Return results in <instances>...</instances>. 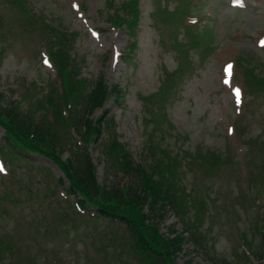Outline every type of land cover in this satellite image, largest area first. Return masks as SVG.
Here are the masks:
<instances>
[{
  "label": "rangeland",
  "instance_id": "rangeland-1",
  "mask_svg": "<svg viewBox=\"0 0 264 264\" xmlns=\"http://www.w3.org/2000/svg\"><path fill=\"white\" fill-rule=\"evenodd\" d=\"M184 3L190 16L182 19L177 10ZM245 3L239 10L228 0H0V99L4 103L16 100L22 110L27 99L34 103L50 83L57 86L55 69L42 60L41 54L50 53L56 46L55 54L63 57L69 46L71 55L81 61L80 77L74 74L75 88L103 75L109 86L125 89L119 103L108 102L106 106L112 107L115 129L110 139L122 149L116 152L108 145L102 165L100 150L90 149L96 178L100 182H126L121 175H116L117 180L107 166L125 163L120 156L125 151L135 163L146 164L151 153L149 143L158 154L170 157L155 159L163 164L162 176L179 194L185 214L177 219L169 213L159 222V233L166 235L170 229L176 235L186 224L206 246L200 250L189 241L182 242L174 264H244L242 256L236 258L244 247L236 245L234 229L243 231L251 247V264H264L260 256L264 248L254 228L257 210L264 222V171L257 161L255 169L245 167L252 153H248L249 144L264 138V47L260 45L264 38V0ZM114 9L129 22L136 18L131 20L138 25L135 36L127 35L124 27L116 30L110 26L108 14ZM190 22L194 26L186 29ZM134 40L136 48L127 54L129 58H123ZM175 43L182 45L183 53L176 51ZM238 61L248 68L254 86L249 87L251 93L245 87ZM226 66H231L230 75L225 73ZM32 82L37 84L33 89L29 87ZM235 89L241 92V103L234 99ZM27 90L28 96H23ZM157 111L162 115L155 125L152 119ZM2 134L0 129V138ZM70 149L68 146L62 151V158L69 156ZM196 165L203 166L204 171L198 179L192 176ZM4 166V173L7 169L10 173H0V195L5 191L16 193L18 187L19 197L25 199L13 203L0 198V264H15L12 235H19V227L25 222L34 226L24 234L26 239L41 232L44 221L40 217L46 206H56L51 198H43L41 205L40 196L25 202L35 190L41 195L43 184L35 188L28 173L16 168V163ZM50 166L53 177H58L56 167ZM248 174L256 179L254 185L248 182ZM53 185L51 182L50 187ZM259 188L263 194L254 206L251 197ZM86 226L79 225L81 232L64 227L65 235L55 242L43 238L42 252H48L50 260L60 264H89L82 232ZM119 227L114 229L119 239L110 241L113 235L109 232L102 246L110 264L127 261L121 241L129 240L130 235L124 226ZM89 238L93 243L95 239ZM32 243L31 251L40 256L38 244ZM35 258L37 264H44L38 256Z\"/></svg>",
  "mask_w": 264,
  "mask_h": 264
},
{
  "label": "trees",
  "instance_id": "trees-1",
  "mask_svg": "<svg viewBox=\"0 0 264 264\" xmlns=\"http://www.w3.org/2000/svg\"><path fill=\"white\" fill-rule=\"evenodd\" d=\"M16 1L19 2V0ZM124 17L117 16L116 23L125 24L127 30L131 31L136 25L131 20L136 18H131L129 22ZM132 48L134 45H131ZM70 61L71 63L75 62L74 60ZM67 64L68 60L62 64V68ZM72 65L75 66V63ZM112 89V95L116 99L120 98L121 88L114 86ZM108 96L109 90L102 80H99L95 90L90 87V90L84 93L82 103L84 104L83 108L89 110L87 117H84L83 120L82 117L77 118V110L69 113L71 126L76 128L77 132L79 130V135L84 141L93 135L97 137L99 132L108 129L109 124L113 122L112 119L105 121L107 112L99 119L93 117L94 110L102 108ZM0 125L6 129L21 148L37 152V154L55 162L67 177L70 188L82 196L83 204L102 207L110 214L115 213L116 217L122 220L130 234V247L138 253L135 264H174L175 253L179 251V244L187 240L196 249H206L199 235L186 224L182 233L174 235L170 229L167 230L166 235L159 233L158 224L169 213L175 215L177 219L178 217L182 219L185 214L183 201L179 194L177 195L170 189L171 186L162 176L163 164L155 159L156 157L157 160L164 157L170 159L165 153L160 151L161 153L158 154L150 146V158L146 164L133 163L129 153L120 154L130 172L128 175L130 182L120 186L115 181H106L102 186L97 182L94 165L90 163L91 158L86 150L81 154V159L77 154H73V157L66 161L61 160V151H63L61 137L50 135L43 120L33 123L27 118L25 112H16L12 103H0ZM105 145L106 142H103L101 148L107 149L109 144ZM110 146L113 151L119 152L121 150L117 142ZM20 156L26 157L25 154H20ZM108 168L110 169L111 166ZM103 209L101 211L105 213ZM185 232L188 233V237L181 235ZM171 236L174 238H170ZM30 261H32L30 264H37L36 258Z\"/></svg>",
  "mask_w": 264,
  "mask_h": 264
},
{
  "label": "snow or ice",
  "instance_id": "snow-or-ice-1",
  "mask_svg": "<svg viewBox=\"0 0 264 264\" xmlns=\"http://www.w3.org/2000/svg\"><path fill=\"white\" fill-rule=\"evenodd\" d=\"M47 63V61H45ZM237 96H239V90H237L236 92ZM4 169L2 167H0V172H2Z\"/></svg>",
  "mask_w": 264,
  "mask_h": 264
}]
</instances>
